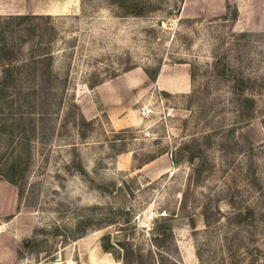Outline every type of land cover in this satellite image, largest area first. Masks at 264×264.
Returning a JSON list of instances; mask_svg holds the SVG:
<instances>
[{
  "label": "rangeland",
  "instance_id": "1",
  "mask_svg": "<svg viewBox=\"0 0 264 264\" xmlns=\"http://www.w3.org/2000/svg\"><path fill=\"white\" fill-rule=\"evenodd\" d=\"M26 12L50 15L29 21L49 74L25 66L30 44L6 18ZM3 39L23 69L20 92L0 94V264H122L105 232L151 264H264V0H0ZM157 65L173 88L147 86L136 124L83 116L88 83ZM143 99L176 108L148 137ZM13 161L21 188L3 172ZM86 215L87 231L64 239Z\"/></svg>",
  "mask_w": 264,
  "mask_h": 264
},
{
  "label": "trees",
  "instance_id": "2",
  "mask_svg": "<svg viewBox=\"0 0 264 264\" xmlns=\"http://www.w3.org/2000/svg\"><path fill=\"white\" fill-rule=\"evenodd\" d=\"M118 4L122 5V1H118ZM132 12H140V11H132ZM50 15L46 14H35L32 12H26V13H16V14H9L6 16V18L16 19V24L19 28L21 27L22 33L21 36H25L24 39L25 42H28L29 47L27 49V55H28V61L25 64V66L29 67L32 70V74H35L36 68L41 61H45V69L41 71L42 74H49L51 72L49 68V64L51 62V51L45 50V49H35L33 44V27L29 25L30 20H34L36 18H49ZM21 52L20 47H15L12 44H6L5 40L0 41V57L5 56L8 58V63L2 68V78L0 79V94L7 91L8 88H12V90L18 91L16 88L18 86V82L15 79V75L19 74V72H22L23 66L19 65H11L10 63V57L18 56ZM159 65H157L153 70L145 68V72L148 74L149 78L151 80H154L157 73L159 72ZM24 73V72H23ZM99 82V81H97ZM95 82V83H97ZM95 83H88L89 86H93ZM39 84H32L31 86H36ZM35 87V88H36ZM37 89H35L36 91ZM38 90L40 92H45L47 90V86L44 84H40V87H38ZM15 92V91H14ZM81 122L84 124H87L90 122V120H86L83 116L81 117ZM82 135H84L82 133ZM193 157V156H192ZM170 159L172 163L176 162V158L173 156V153H170ZM80 166V164H79ZM81 167V166H80ZM82 168V167H81ZM83 170V169H82ZM5 177L10 180L11 182L17 184L19 188H21L22 183L21 181H25L24 179V167L20 165V162L13 161L11 163H8V165L5 166L3 170ZM121 186L120 188H122ZM127 217L126 220H129L130 217L129 211H126ZM92 224V218L89 216H82L79 217L72 227H68L67 230L63 233L64 239L69 238H77L79 236H82L89 226ZM99 224V223H98ZM59 226L55 225L54 229L55 232L59 230ZM163 230V231H162ZM162 232H164V229H161ZM101 246L104 250L110 252L115 258L122 261V264H151L150 263V255L149 253L144 254L141 249L137 246H133V243L128 239V237L123 236L121 238H115L114 240L111 239V235L109 232H105L100 236ZM26 244L33 243L31 239H26Z\"/></svg>",
  "mask_w": 264,
  "mask_h": 264
},
{
  "label": "crops",
  "instance_id": "3",
  "mask_svg": "<svg viewBox=\"0 0 264 264\" xmlns=\"http://www.w3.org/2000/svg\"><path fill=\"white\" fill-rule=\"evenodd\" d=\"M163 68H160L154 82H148V76L145 71L142 68H136L99 81L93 86H88V92L80 100L83 116L87 119H92L97 117L100 112H105L110 125L114 129L136 124L138 118L133 105L147 86L154 83L159 84V86L173 88V83L169 77L170 70L166 69L165 73ZM162 160L167 168L168 157L167 160Z\"/></svg>",
  "mask_w": 264,
  "mask_h": 264
},
{
  "label": "built area",
  "instance_id": "4",
  "mask_svg": "<svg viewBox=\"0 0 264 264\" xmlns=\"http://www.w3.org/2000/svg\"><path fill=\"white\" fill-rule=\"evenodd\" d=\"M137 110L143 122L139 130L147 137L153 135L154 126L159 123L166 124L176 113L173 104H166L162 100L154 104L151 99H143Z\"/></svg>",
  "mask_w": 264,
  "mask_h": 264
}]
</instances>
